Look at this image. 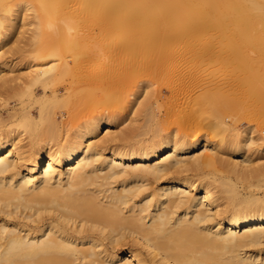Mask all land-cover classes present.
<instances>
[{"label":"bare ground","instance_id":"1","mask_svg":"<svg viewBox=\"0 0 264 264\" xmlns=\"http://www.w3.org/2000/svg\"><path fill=\"white\" fill-rule=\"evenodd\" d=\"M26 5L35 11L34 14L32 10L33 22L30 20L34 30H30L39 42L38 47L32 42L37 48L30 54L34 55L32 60L44 62L56 51L53 46L56 44L51 43L52 32L48 34L47 29L50 18V21L55 18L53 10L57 8L64 17L59 18L61 25L53 26V33L58 37L65 31L62 37L77 35L74 39H70L71 36L70 40L63 39L65 46L61 47H66L65 51L69 53L78 48L87 39L84 34L86 24L90 31L98 30L100 41L98 53L89 50L90 53L103 63L109 56L111 63L106 61L103 71L104 65H100L101 73L87 72V68V71H79L83 69L81 65L91 64L93 58L81 48L79 51L89 54H85L88 57H83L85 60L79 53L75 57L71 55L76 58V61L70 58L72 64L63 57L60 62L55 60L53 65L34 68L32 75L29 72L30 87L39 85L42 90V96L31 99L39 107L32 109L22 105L19 110L12 109L14 112L8 113L9 125L0 127V264H264V261L242 255V250L259 246L264 241V200L239 199L231 190V208L223 212L210 190L215 180L202 173L214 164L215 159L209 153L201 159L195 154L198 150L209 151L213 143L200 141L197 134L187 140L177 132H164L162 123L167 107H164L165 102L164 106L159 103L163 102L161 91L158 88V92L146 94L149 85L136 78L159 71H164L163 74L177 72L183 62L194 60L196 66L184 70L183 80L199 83L207 80L205 84L209 86L210 80L201 78L197 68L212 60L230 64L236 49V41L228 36L230 31L241 33L242 40L249 44L247 34H259V39L264 41V0H0L3 11L0 27H4L1 17L5 15L2 14L7 12H10L7 20L2 17L5 24L8 28L16 26L22 15L20 10L23 12ZM91 16H96L95 24L88 20ZM56 21L52 23L57 25L59 20ZM61 28L64 31L60 32ZM81 31L83 33H79ZM212 31L229 32L225 33L227 39L223 41V47L217 43L221 47L218 52L217 46L214 53V47H209L210 43L217 42L214 38L210 43L206 40V46L201 43L208 48L198 44L200 49L202 46L201 50L189 41L197 33L209 32L210 35ZM2 41L0 38V43ZM178 41L186 42L180 45L181 52H168L167 47ZM194 46L200 51L195 52ZM221 53L226 56L223 62ZM76 55H81L79 59L85 63L78 62ZM27 57L31 61L30 56ZM55 57L58 58H52ZM243 61L247 65L245 68H250L251 64L257 67L255 72L247 71V86L263 92V56L253 58L246 54ZM4 82L9 85L10 81ZM26 86L29 87L25 85L24 88ZM94 89L99 91L98 96L94 97ZM140 90L146 94L142 101H139ZM61 91L67 93L66 101L70 100L68 97L87 92L86 97H89L85 100L91 103L90 95H93L96 98V105L92 102L93 111L88 110L90 113L85 114L84 109L83 116L80 111L78 114L67 112L65 104L71 101H63V106L57 104L64 95ZM207 94L202 95L203 102L208 101ZM184 96L186 103L189 102V96ZM54 102L58 109L65 106L66 112H60L55 106L52 109ZM119 106L126 114L134 115L129 119L131 122L138 116H146L148 120L145 125L143 122L142 126L114 135L111 127L123 117V114L119 115L118 119L114 114ZM80 115L85 119L78 122ZM146 127L153 135L150 132L152 137L140 139L141 135L149 133ZM105 130L107 133L99 138ZM236 137L232 152L236 157H245V150L253 144L254 138L243 131ZM187 172L198 178L190 180L181 175ZM222 184L226 185L225 182Z\"/></svg>","mask_w":264,"mask_h":264},{"label":"rangeland","instance_id":"2","mask_svg":"<svg viewBox=\"0 0 264 264\" xmlns=\"http://www.w3.org/2000/svg\"><path fill=\"white\" fill-rule=\"evenodd\" d=\"M28 5H30V4H28ZM30 6H27L24 11H26L27 8L28 9L31 8V10L29 9L31 12L26 11L24 13V11L22 12L20 10V15L22 13L23 16L21 15L20 20L18 19L19 21L17 22L16 26H14V27L8 28L9 26H7V23L5 24L6 21H4V19L7 20V18L9 17L8 13H10V12H7V14H2V15H5L6 18H5V16L4 17L2 16L4 19L1 17V19L3 21V26L4 27L7 26V28L3 27L4 29H6V31H4L3 28L0 27V30H1L0 31V36H1L0 38H1V40L3 39V41L0 43V79H1V82H4V81H6L7 83L9 81L10 82H9V85H6L5 82H4V84L0 82V117H1L0 118L1 119L0 120V127L2 125H4V126L9 125L10 121L8 119V113L14 112V111H12V109L13 110H19L22 107V105H25V107L27 106V108H29L31 106L30 108L33 107L32 109H37L36 107H39V106H36L38 104L32 103L33 101L31 99L33 97L36 98V97L42 96V92H41L42 90H41L39 85L38 86L32 85L33 87L31 86L32 87L31 88L30 84L27 80L30 78L29 75L31 73L33 74L34 68H35V70H37V68L39 69L43 65L44 66L53 65V64H55L53 62H56L55 60H58V61L61 59L63 60V57L66 58V59L64 58L65 61L67 60V62L69 64H72L71 60L74 61L76 59V58H74L75 54L80 53L82 55V58L83 57L88 58L87 56H85V54L86 55H89V54L93 55V53L94 54L96 52L98 53V44L100 42L99 36H98L99 34L97 32L98 30L96 28H93L94 30L90 31L88 29L89 27L86 24H84V28H86L88 30H86V29H85L86 31L84 30V32H85L84 34L87 35V39L84 41L85 43L83 42L81 45L78 46V48H75V50L71 51L72 54L69 53L68 50L65 51L66 47L63 49V47L65 46V44L63 43L64 40L65 39H68V40L74 39V36L77 37V35L73 36V34H71V35L68 34L67 35L68 37H66V35L64 34L65 36L62 37L63 36L62 33L66 32V31L61 32L63 30L62 28L60 29V32H61L60 37L62 39H60V37H58V35H56L55 32L53 33V31H54L53 26L56 28L59 25H61V23H60L61 19H59V18L64 17L63 13L61 11H60L61 13H59L58 12L59 10H57V8H55L53 10V11H55L54 12L55 15H53V17L55 16V18L53 20H54V22L56 20L57 21L59 20L60 24L59 23L57 25H55L56 23L53 24L52 23L53 20L50 21L52 19V18H50L49 29L51 28V30L47 29L48 30L47 33L49 34V32L50 33L52 32V35L50 34V37L51 36L53 37V41H51V43L56 44V45H53V46H55L56 51L53 52V54H52L53 56H51V58L45 60L44 62L39 61L40 64H38L39 62H36L38 60H36V61L32 60L34 55L32 56L30 54L35 53V51L37 49V48H35V46L38 47L39 42L37 40V36L33 33V31L30 30V29L34 30L33 29L34 26L32 25V22H33L32 12L34 10ZM12 8H14V7H12ZM15 10H16V7H15ZM56 10H57V13H56ZM2 12L3 11L0 10V13H2ZM33 13L35 14V11ZM94 19L95 20L97 19L96 16L88 17V20L92 21L95 24ZM22 20H23V22H22ZM30 20H32V22ZM26 22L29 23V26H27L28 24ZM34 22H36V20ZM31 25H32V27H31ZM51 25H52V27H51ZM85 25H86V27H85ZM22 26H24V28H22ZM20 29H21V31H20ZM88 31L90 32V34ZM7 32L9 33V35ZM75 33L77 34V32L74 31V34ZM79 33H83V32L81 31ZM225 33H218V32L212 31L209 35V32L203 33V34L201 32V33H197L196 35H194L195 38H194V36H192L193 41L191 40V38L189 41L193 42L192 45L194 44L196 47L198 46V44H201V43L205 44V46H206L208 43H210V40H212L214 38L213 41L214 42L217 41V42L216 43H213V42L210 43L209 47H211V46H212V48L214 47L212 49V52H213L215 47L217 46L215 50H216V52H218L219 48L223 47L224 42H225L224 40L227 39V38H225L227 36L226 34H228L229 32H227L226 34ZM4 34L6 37L4 36ZM221 34L223 36L220 39ZM233 34H235V35H233ZM31 35H33L34 38ZM258 35L257 34H247V36L250 37V41H249L250 44H249L248 42L242 40V37H241L242 34L241 33L230 31V34H228V36L231 38H234V40L236 41L235 42V46H236L235 48L236 49L234 50L235 52H233V53H234V56L237 55L236 57H234L232 55L233 57L229 61L230 64H227L228 62L225 61L226 60L225 54L221 53V55H223L224 58L222 56H220V59L222 58L221 60H222V62L225 61L224 63H219V62L215 63L217 61L212 60V62L208 61V63H207L208 65L206 63H204V64L200 65L201 68L196 67L198 70V71L197 70L196 71L199 72V75L201 76V78H205V80H206V78L208 77V81L210 80L209 86H207V83L205 84V82L207 80L205 82H204V80H202V81L200 80V83H199V81L198 82H191L189 80H185V79L183 80L184 75H182V74L185 72L184 70L187 68H190V67L193 68L196 66V64H195L196 62L194 60H191V61L188 60V62L186 60L185 63L183 62L181 67H180V68L183 67L182 69L179 68V70L177 72L174 71L173 73L170 71L171 72L170 74H169V72L163 74L164 71L163 72L159 71L161 73L157 72L155 74H150V73L145 74L146 77L139 75L140 76L139 79H138V77H136L137 75L134 76L137 78V80L145 82V84L147 83L149 85V87H147V90L145 91L146 94H148V93L150 94L151 91H152L151 93H153V91H155V92H158V90H159V92L161 91L160 94H161V98H162L163 102L160 101L159 103L165 102L166 105H165V103L162 105L163 106L165 105L164 107H167V108L163 107L164 112L166 113L164 115L163 123H162L163 129L164 128L166 129V131H164V132H167V133L171 132L169 134H172V132L173 133L177 132L180 136H182L183 139H187V140L191 136L197 134V135H199L200 141L207 140V141H211L213 143V147H211V149L209 151L203 152V150H198L195 152V154H197V157L201 156V157H199L201 159L205 153H209L215 159L214 164L212 166H209V167L203 169L202 173L205 176H207L209 178H213L215 180L214 184L210 187V190H211L213 196H215L217 198V203L219 204V208L221 210H223V212L227 211L231 208V199H230L231 198V190L234 191L235 194H237V197L239 199L240 198L242 199V198H250V197L253 198L254 197L256 199L264 200V151H263L264 150L263 149L264 148V90L262 89L263 92H261V90L259 92H257V90H255V89L252 90L253 88L247 86L246 80H247V77L249 74V73H247V71L248 72H255L257 67H253L254 65L251 66L252 65L251 64L250 68L246 67L247 68L246 69L245 66H247V65L244 64V61H243L244 55H246V54L253 56V58H255L256 56L261 54V56H263V58H264V41L261 38L259 39ZM54 36H57V38H55ZM70 36H71V38H70ZM216 36H218V37L216 38ZM55 39H59L61 41L58 42ZM206 40L208 41V43ZM219 40H220V43H219ZM32 42H33V44L35 43L36 45L34 46L32 44ZM186 42H187V40H186ZM186 42H179L178 41V43L175 42V44L169 45L167 47L168 52L171 51L170 53H172V51H173L175 54L181 52V50L179 49V48H181L180 45L186 44ZM217 43L220 44L221 47ZM83 44H84V46H83ZM203 44H201V45H203ZM62 45H64V46L61 47ZM195 46H194V48H195ZM205 46H204V48H208ZM58 47L62 48L63 50L59 51ZM33 48H34V50H33ZM81 48H82V50H87L86 52H88L89 54L86 52L84 54V51H82V52L79 51V50H81ZM197 48L200 49V47H197ZM77 49H78V51H76ZM199 49L195 48L194 50H195V52H196V50L200 51L202 49V46H201V49L200 50ZM89 50L90 51L95 50L96 52L93 51V53H90ZM176 51H178V52L176 53ZM55 52H56V54H54ZM57 52H59V53H57ZM66 52H68V53H66ZM236 52H238V53L235 55ZM240 52H241V54H240ZM64 53H66V54H64ZM71 55H74V57ZM81 55L79 57H81ZM27 56H30L31 61L28 60L29 58ZM54 56H58V58L57 57H55L56 59L52 58ZM76 56L79 59L78 55H76ZM92 57H91L92 58L91 64H90V62H88V64L86 63L85 66L81 65V67L83 69H81V70L79 69V71L86 70V68H87L88 69V71L86 70L87 72H90L89 70H91V71H94L95 73L96 72L101 73L104 70L105 65L107 63H111V60H110L111 58L109 56L106 57L108 59L110 58L109 61L106 58L104 59V61L105 60L107 61L106 64H105L106 61L103 63L102 59H101V62H99V60H98L99 58L97 59V56H96V58H95V55H93ZM70 58H71V60H70ZM82 58H81V60L85 63V61H84L85 59L83 58L84 59L83 60ZM239 58H242V59H239ZM81 60L79 59L78 62H80ZM221 60H220V62H221ZM50 62H51V64H50ZM31 63H32V65H31ZM84 63H82V64H84ZM241 63H243V64L240 65ZM102 64L103 65L105 64L103 66V68H102V66H100ZM228 65H230V67H228ZM234 65H235V67L236 66L237 67L235 68ZM33 66H35V67H33ZM226 66H227V68H226ZM31 68H32V70H30ZM101 68H102V71H101ZM203 68H205V69L202 71ZM234 68H235V70H234ZM97 69H99L100 71L98 70L99 71L98 72ZM199 69H200V71H199ZM227 69L230 70L231 72H229ZM29 72H30V74H29ZM207 72L209 73V76H208ZM90 73H93V72H90ZM225 73H227V74H225ZM244 73L247 74V76ZM216 74H217V76H216ZM168 75L169 76L171 75V77L169 78ZM210 75H211V77H210ZM2 76L3 77L5 76V77L3 78ZM25 76H28V77H25ZM180 76H183V77H180ZM143 77H144V79H143ZM164 77L167 78L168 80L165 79ZM220 77H221V79H220ZM11 78H15V79H11ZM66 78L68 79L69 76H66ZM67 79H65V80H67ZM146 80H147V82H146ZM157 80H159V81H157ZM177 80H178V82H177ZM231 80H233V81H231ZM16 82L19 84H17ZM23 82H24V84H22ZM202 82H203V84L200 85ZM243 82L246 85L243 84ZM150 83H151V85H150ZM21 84L24 86H21ZM192 84L195 86H193ZM4 85H6V87H4ZM25 85H29V87L26 86V88H24ZM59 85H60V83H59ZM197 86H199V87H197ZM203 86H204V90H206V91L203 90ZM222 86L224 88H222ZM15 87H17V88H15ZM194 87H196V89ZM21 88H24L26 91H24V89H21ZM27 89H29L28 92H27ZM173 89H174V91H173ZM213 90L215 92H213ZM6 91H7V93L10 92V94L9 93L7 94ZM47 91H49V89ZM94 91H95V93L94 92L93 93L96 94V95H94V97L98 96L99 91L95 90V89H94ZM251 91H252V93H251ZM61 92H60V94L63 95L62 96L63 98L60 97L58 100H60V99H62V100H60V102L57 101V104L61 103V106H63L64 105L63 101H66V100H64L65 99L64 96L67 95V93L65 94L64 91H61ZM145 92H144V94H142L141 90H140L139 95L142 94V96L140 97L139 101L143 100L144 96L146 95ZM206 93H208L207 96L209 95V93H210V95L208 96L209 98L207 97L208 101L203 102L202 99H203V96H206ZM8 95L9 96L13 95V98L12 97L9 98ZM29 95L32 97L30 98ZM78 95H80V96L71 97L73 99V101L70 97L67 98V99H70L68 101H71L72 103L71 102L70 103L73 104V106L70 105V103L68 101H66V102H68V103L65 102L66 103L65 106H67L66 108L64 106L63 108L60 107V109H58L59 106L57 107L56 102H54L53 107H52V105H51V107H52V109L57 107V109L60 110V112H64L65 109H67V112H73V113H77V112L79 113V111H80V114H82V116L84 114L83 112H85V110H86L85 114H89L91 111H93V108H94L93 106L96 105V98H94L93 95H90L92 97L91 99L93 100V101L91 100V103L94 102V105H93V103L91 105V103L88 102V100H85L86 98L88 99V97H89V96L86 97V95H88L87 92H86V94H85V92H83V93L80 92ZM172 95H173V97H172ZM184 95L189 96V97L187 96L189 98V100H188V98H186V100H188L189 102L186 103ZM67 96H65V97H67ZM81 96H85V98L84 97L80 98ZM200 96H202V97H200ZM27 97H28V99H27ZM174 97L178 98L179 100L175 99ZM212 97L215 98L214 101H213ZM195 99H197L198 101L196 102ZM221 99H222V101H221ZM76 100H78V103ZM174 100H176V102ZM82 101H83V103H82ZM86 101L90 104L86 103ZM197 103L200 105V107ZM67 104L72 108V110ZM75 104H77V105L80 104L79 109H77L78 106ZM86 104H88V105H86ZM83 105H84V107L85 106H88V107L84 108V107H82ZM175 105H176V107H175ZM210 105H211V107H210ZM192 106H193V108H192ZM194 106H195V108H194ZM201 106H202V109H201ZM204 106H206L207 109H205ZM97 107L95 108V110L98 109ZM119 107H117L115 109L114 114L118 117V119L120 118L119 115L123 114L122 115L123 117L121 116L123 119L120 118V120H117L118 122H116L115 125L111 127L112 134H114V135L119 134L120 132L128 130L132 127H138V125L142 126L143 122L145 125V123H146L145 121L148 120V117H146V116H138L136 118L137 121L135 120V122H133V121L131 122L130 120L133 119L134 115L129 113V112H127V114H126L124 112V108L122 109L121 106H119ZM136 107H138V105ZM87 108H90L91 110L87 109ZM57 109H55V111H58ZM73 109H74V111H73ZM75 109L77 111H75ZM179 109L181 110L180 112H178ZM68 110H70V111H68ZM88 110L90 112H88ZM186 111H188V112H186ZM5 112H6L7 116H6ZM171 112L173 115L171 114ZM173 112H175V113H173ZM187 113H189L190 115ZM125 114L126 115L129 114L128 117ZM174 114H176V116ZM166 115H168V116H166ZM185 115H186V118L183 117ZM82 116L80 115V117H79L80 119L79 118L77 119L78 122L85 119V118L82 119ZM165 116H166V119H165ZM191 116L194 117V119ZM188 117H190V118H188ZM140 120H143V121H140ZM164 120H165V122H164ZM148 123L153 125V122L152 123L148 122ZM182 123H184V124H182ZM152 125L151 126L149 125L148 127H150L152 129ZM167 128L169 129V131ZM146 129H147V127H146ZM177 130L180 132H178ZM240 131H243L245 133V135L248 134V135L252 136V138H254L253 144H251L252 146L250 145V147L248 149L249 151L245 150V157L244 156L243 157H236L235 153L232 152L233 151V144L237 140L236 135ZM148 132H149L148 134L144 133L146 135L144 136V134H143V137H141L142 136L141 135L140 139H142V138L145 140L148 139V137L152 134L150 129L148 130ZM150 132H151V134H150ZM105 133H107L106 130L103 131V133L101 132L99 135V138H100V136L102 137V135L104 136ZM152 135L150 137H152ZM256 139H257V141H255ZM200 153H202V154L200 155ZM236 163L238 165L237 167L235 166ZM193 174L194 173L187 172V173H183L181 175L189 177L190 180H196L198 177L196 175L194 176ZM173 175H175V174H173ZM222 182H225L226 185H223ZM152 186L155 187L156 184H152ZM152 186H150V187H152ZM242 255L245 257L250 256L251 258L257 259L258 261H264V241L259 246L250 247V248H246V249L242 250Z\"/></svg>","mask_w":264,"mask_h":264}]
</instances>
